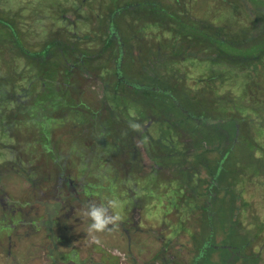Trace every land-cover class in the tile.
<instances>
[{"label":"flooded vegetation","instance_id":"flooded-vegetation-1","mask_svg":"<svg viewBox=\"0 0 264 264\" xmlns=\"http://www.w3.org/2000/svg\"><path fill=\"white\" fill-rule=\"evenodd\" d=\"M151 1L0 0V264H262L263 195L197 97L213 53ZM104 198L123 219L96 244Z\"/></svg>","mask_w":264,"mask_h":264},{"label":"trees","instance_id":"trees-1","mask_svg":"<svg viewBox=\"0 0 264 264\" xmlns=\"http://www.w3.org/2000/svg\"><path fill=\"white\" fill-rule=\"evenodd\" d=\"M175 2L182 10L170 18L181 24L180 33L206 44L205 50L213 53L208 76L215 87L197 97L206 99L210 93L214 114L228 121L231 144L236 141L231 160L235 179L250 182L249 188L264 200V0H213V20L207 24L189 22L191 0ZM9 30L15 35V28ZM261 236L264 242V233Z\"/></svg>","mask_w":264,"mask_h":264},{"label":"clouds","instance_id":"clouds-1","mask_svg":"<svg viewBox=\"0 0 264 264\" xmlns=\"http://www.w3.org/2000/svg\"><path fill=\"white\" fill-rule=\"evenodd\" d=\"M129 127L136 132L143 131L139 123L130 122ZM119 209V202L112 198H104L99 204L92 202L86 206L82 216L89 222L87 233L94 243L101 242L98 234L111 233L119 228L123 219Z\"/></svg>","mask_w":264,"mask_h":264},{"label":"rangeland","instance_id":"rangeland-1","mask_svg":"<svg viewBox=\"0 0 264 264\" xmlns=\"http://www.w3.org/2000/svg\"><path fill=\"white\" fill-rule=\"evenodd\" d=\"M252 193H253V197H254V195L256 194V195H258V193H256L255 191H254V189L252 190ZM255 198V197H254ZM256 200H258V201H260V200H262L261 199V197L258 195L257 196V198H255ZM259 204V203H258ZM258 207V206H257ZM250 236V235H249ZM231 243H237L238 245L239 244H242V239L241 238H238V237H235V238H233V240L231 241ZM263 248V251H264V246L262 247ZM262 264H264V255H263V257H262Z\"/></svg>","mask_w":264,"mask_h":264}]
</instances>
